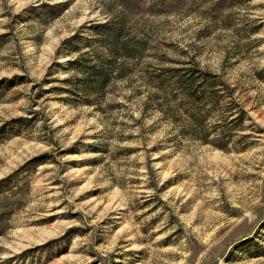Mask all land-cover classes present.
Returning <instances> with one entry per match:
<instances>
[{
  "label": "rangeland",
  "instance_id": "374dc122",
  "mask_svg": "<svg viewBox=\"0 0 264 264\" xmlns=\"http://www.w3.org/2000/svg\"><path fill=\"white\" fill-rule=\"evenodd\" d=\"M0 264H264V0H0Z\"/></svg>",
  "mask_w": 264,
  "mask_h": 264
},
{
  "label": "trees",
  "instance_id": "16d2710c",
  "mask_svg": "<svg viewBox=\"0 0 264 264\" xmlns=\"http://www.w3.org/2000/svg\"><path fill=\"white\" fill-rule=\"evenodd\" d=\"M119 28H120V25L119 24H117V26L115 27V28H113V29H115V31L113 32V39L117 36V34H118V30H119ZM114 44H116L115 43V41H113V43L111 44H109L108 46H109V48H110V50L111 51H114ZM92 69V72H94V74H96V72H97V70H94V69H96L94 66L93 67H91ZM98 69V68H97ZM99 76V78L97 79V80H95V81H93V83H97V84H99L100 85V87H102L103 85H105V83L107 82V80H108V77L106 76V75H102V74H100V75H98ZM192 96V95H191Z\"/></svg>",
  "mask_w": 264,
  "mask_h": 264
}]
</instances>
